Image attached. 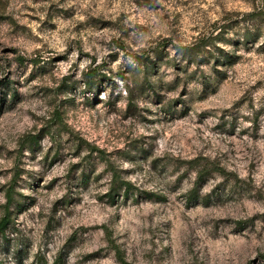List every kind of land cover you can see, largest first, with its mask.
Wrapping results in <instances>:
<instances>
[{
  "label": "rangeland",
  "instance_id": "1",
  "mask_svg": "<svg viewBox=\"0 0 264 264\" xmlns=\"http://www.w3.org/2000/svg\"><path fill=\"white\" fill-rule=\"evenodd\" d=\"M9 195L0 264H264V0H0Z\"/></svg>",
  "mask_w": 264,
  "mask_h": 264
},
{
  "label": "trees",
  "instance_id": "2",
  "mask_svg": "<svg viewBox=\"0 0 264 264\" xmlns=\"http://www.w3.org/2000/svg\"><path fill=\"white\" fill-rule=\"evenodd\" d=\"M253 13L246 14L244 18L251 17ZM256 18L261 17V14H256ZM261 32V26L257 23L255 24V27L252 26L251 28H247L246 31L242 34V36L236 40V41H231L233 45H240L243 47H248L249 43H253L255 41V38L261 36L259 34ZM219 33L216 34L215 37H217ZM221 35V34H220ZM226 40H223L225 42ZM234 42V43H233ZM216 42H210V41H204V39L199 40V42L192 44V45H182L179 46L178 52L179 55L182 56V62L185 61L186 65L185 67L187 68L189 64L196 62L198 63H209L211 59H213V62L218 65H230L236 62L237 56L225 52L221 48L217 47ZM207 47H211L212 49H207ZM157 56L155 59H150L148 57L143 58L141 56H136V61L137 63L141 64L143 66L145 72H149L151 70H154L158 64V60H163V58L159 55L156 54ZM181 71H185V68H180ZM218 72V71H217ZM219 73V72H218ZM197 75H200L198 73ZM224 74L222 73V77ZM195 80L198 79V76L194 77ZM208 83V82H207ZM152 90V89H151ZM204 177V172L197 171V179H202ZM123 189V192H130V186L127 182H115L113 186H111L109 192L106 193L107 199L110 202H114L116 197H118L120 189ZM11 196H8L7 199V204H6V212L5 215L1 218L0 220V233H3L4 229L6 228L9 220V215H8V207L11 201Z\"/></svg>",
  "mask_w": 264,
  "mask_h": 264
}]
</instances>
